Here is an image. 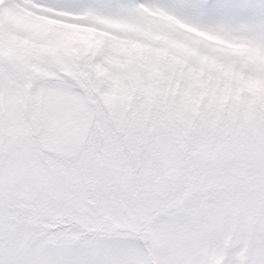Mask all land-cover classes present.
<instances>
[{"label": "clouds", "instance_id": "clouds-1", "mask_svg": "<svg viewBox=\"0 0 264 264\" xmlns=\"http://www.w3.org/2000/svg\"><path fill=\"white\" fill-rule=\"evenodd\" d=\"M61 3L0 0V100L14 101L12 131L7 107L0 113V158H11L17 132L47 140L56 166L48 172L49 162L38 160L36 168L53 183L58 171L71 191L41 195L62 210L70 245L126 240L129 219L95 179L107 143L116 134L160 143L248 129L245 100H259L257 117L264 116V41L224 37L168 10L167 0H129L126 10L113 13ZM260 22L261 11L244 21ZM85 144L96 146L93 157L84 155ZM141 247L143 264H252L255 258L235 231L156 240L146 230Z\"/></svg>", "mask_w": 264, "mask_h": 264}, {"label": "snow or ice", "instance_id": "snow-or-ice-1", "mask_svg": "<svg viewBox=\"0 0 264 264\" xmlns=\"http://www.w3.org/2000/svg\"><path fill=\"white\" fill-rule=\"evenodd\" d=\"M61 6L113 13L130 5L129 0H62ZM164 7L224 37L258 35L264 41V22L244 23L264 12V0H167ZM258 103L255 97L243 102L252 126L235 136L201 131L153 143L135 137L122 141L116 134L95 179L109 203L129 219V238L83 247L70 245L60 226L62 210L41 195L71 191L58 171L53 183L36 168L38 160L49 162L48 172L55 168L51 144L15 133L11 158H0V264H143L146 230L156 240L235 231L251 244L252 264H264V116L257 117ZM13 104L11 98L7 105L0 100V113L7 107L11 118L10 131ZM82 151L91 158L97 148L85 144Z\"/></svg>", "mask_w": 264, "mask_h": 264}]
</instances>
